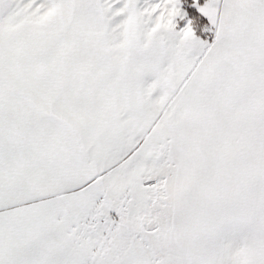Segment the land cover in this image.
Masks as SVG:
<instances>
[{
  "label": "snow or ice",
  "instance_id": "snow-or-ice-1",
  "mask_svg": "<svg viewBox=\"0 0 264 264\" xmlns=\"http://www.w3.org/2000/svg\"><path fill=\"white\" fill-rule=\"evenodd\" d=\"M0 264H264V0H0Z\"/></svg>",
  "mask_w": 264,
  "mask_h": 264
}]
</instances>
